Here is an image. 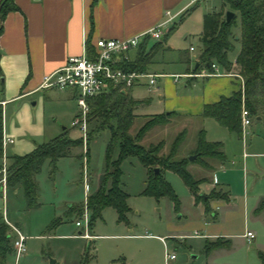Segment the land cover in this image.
I'll list each match as a JSON object with an SVG mask.
<instances>
[{
    "label": "rangeland",
    "instance_id": "1",
    "mask_svg": "<svg viewBox=\"0 0 264 264\" xmlns=\"http://www.w3.org/2000/svg\"><path fill=\"white\" fill-rule=\"evenodd\" d=\"M220 2L221 0H198L191 4L183 17L175 20V26L168 34L170 44L183 51L188 46L195 51L199 50L196 34L200 17L218 9ZM234 23L232 30L235 33L238 29L237 15ZM184 36L187 37L186 40L182 39ZM152 42L154 41H148L147 45ZM238 49V40L234 39L227 58L231 59ZM187 52L192 55L194 50ZM170 54L174 53H164V60ZM191 65H194V61ZM175 68L180 69V66H164V71H174ZM182 80L179 79L178 82L181 83ZM52 90L61 93L45 102L46 127L53 125L55 134H59L65 127L69 139L82 140L79 129L69 125L70 119L79 113L75 103V89L67 87ZM138 95L150 97V105L156 102V97L144 88L139 89ZM35 97L30 96L24 100L30 106L29 100ZM19 106V102L6 106V121L11 117L10 123L13 124L15 111L18 114L22 112ZM34 107L31 106L30 109L32 114L38 112V107ZM153 109L150 106L147 111ZM23 119L25 121L24 113ZM26 120L30 122L28 115ZM144 121V118L136 115L128 133L134 134ZM215 122L210 120L204 123L206 137L211 136L209 127L218 126ZM250 122V134L244 129L241 136L246 144L245 153L248 154L244 169L237 163H225L224 170L215 172L218 182L227 184L225 188L228 194V201L222 200L213 205L215 218L210 217V213L204 209L202 200L194 201L180 177L169 170L163 171L162 175L176 201L165 195L155 198L141 194L145 185V167L136 158L127 157L119 163V187L127 194L126 222L117 221L114 209L105 207L101 210L100 217L93 221L91 229H88L90 212L86 210L87 224L81 216L86 195L84 183L89 193L104 172L105 146L109 136L105 129L94 133L87 141V146L84 139L81 146H75L69 156L57 158L54 169L48 159L44 160L40 171L33 178L36 186L35 205L27 206L21 188H16L13 193L6 191L5 216L10 223L17 224L23 233L30 235L26 240L27 246L25 244L26 253L28 250L30 253V249H34L31 253L36 250L47 264H52L50 260L55 261L53 264L59 261L79 264L82 259L86 264H261L258 253H264V209L255 212L254 206L256 199L264 196V157L259 154L264 152V114L260 120L252 117ZM23 127H26V123ZM195 128L194 124L187 126L176 147L175 158L194 155ZM178 132L175 124L155 125L146 131L140 143L146 146L163 140L160 153L165 152ZM20 137L28 138L35 145L50 140L29 137L27 132ZM17 139L18 137H14L15 141ZM240 141L242 143L241 139ZM9 148L10 145L3 146L9 155H18L9 152ZM117 153L118 148L114 146L110 154L111 160L117 157ZM207 161L211 162L209 159ZM8 163L5 161L6 166ZM186 169L193 178L212 175V171L200 166L198 160L187 164ZM1 206L0 196V208ZM76 220L80 222V226L74 225ZM246 229L254 234L250 241L241 237ZM77 232L88 235H78ZM209 234L223 236L220 241L226 243L206 250V242L216 239V236L212 238ZM165 254H173L174 257L165 260ZM8 261L13 262V258L10 257Z\"/></svg>",
    "mask_w": 264,
    "mask_h": 264
},
{
    "label": "crops",
    "instance_id": "2",
    "mask_svg": "<svg viewBox=\"0 0 264 264\" xmlns=\"http://www.w3.org/2000/svg\"><path fill=\"white\" fill-rule=\"evenodd\" d=\"M196 1L198 0L194 2ZM12 3L17 9L8 11L4 15L0 32V101H3V105H1L2 136L8 138L4 146L10 145L9 152L21 155L34 148V142L31 143L28 138L20 137L25 132L29 137L49 139L58 134H55L53 125L47 127L45 125V102L50 101L51 98L61 92L52 90L55 88L38 89L42 76L62 66L68 56H77L83 51L87 52V50L91 52L93 42L98 38L124 39L148 30L166 19L165 12L167 11L172 15V18L160 28L159 39L150 38L148 40L161 43L160 48L152 55L145 68L146 72L161 74L156 78V86L148 87L145 80L142 79L139 83L123 90L138 101L133 109L135 116H140L145 120L153 114L167 113V120L163 126L175 124L179 132L182 131L184 135L187 126L194 124V126L196 125V132L199 129L203 130L205 141L221 143L223 161L219 164L216 162L209 163L212 166L210 169L212 175L211 177L206 175L198 177L205 179L197 185V189L200 194H206L211 189H219L226 192L227 199L225 201H228L225 188L227 184L219 183L215 172L224 170L225 163L230 165L237 163L244 169V161H246L248 154L245 153L246 144L241 136L244 129L250 134V124L242 129L239 135H236L217 123L218 126L209 127L211 136L206 137L207 130L204 123L215 120L200 115L202 106L217 101L221 96L227 97L239 90L241 77L238 74L237 66L234 64L236 54L231 59L228 58L231 63L228 70H224L215 64L218 74H211L214 71L212 68L207 70L200 66L195 69L197 66V49L195 51L191 46L186 47L184 51L177 49L168 40L170 32L164 36L170 26H175V20L193 3L188 4V0H12ZM221 3L222 0L220 5ZM219 9L220 6L218 9H213V11ZM223 10H226V6L223 7ZM235 14L233 13V15ZM201 17L198 33H194L197 36V48L200 46ZM237 37L238 29L234 33V39L237 40ZM186 38L184 36L182 39L186 40ZM189 47L192 49H189ZM187 51H192L193 54L189 55ZM168 52L174 54H170L164 60L163 54ZM136 53L137 46L125 52L119 62L134 60ZM193 61L194 65L192 66ZM164 66H180V69L175 68L174 71H164ZM174 75H177L175 80L173 79ZM179 79H183L181 83L178 82ZM141 88L156 97L154 105H150V97L138 95ZM34 95L36 97L29 100L30 106H28L24 99ZM15 102L20 103L19 108L22 112L18 114L15 111L12 124L10 123L12 119H9L11 117H8V121H6L4 116L7 110L6 106ZM31 106H35L34 109L38 107V112L32 114ZM150 106L154 108L153 111H147ZM11 114L10 112L9 116ZM27 115L30 122L26 120ZM262 115L258 114L251 116V118L254 117L255 120H260ZM72 119L73 117L70 120ZM24 123H26V127H23ZM70 123L71 121L69 125ZM71 127L77 128L75 126ZM64 128H62V131L65 130ZM14 137H18V139L15 141ZM74 148L75 146L71 147L70 153L63 157L69 156ZM2 151L4 160L10 162L7 158L9 154L4 149ZM259 154L260 157H264V152H259ZM97 183L89 193L94 191ZM16 188H21L20 183H17L13 188L6 189L5 186L4 205L7 201L6 191L13 193ZM261 198L255 201V212H257L256 209ZM222 200L224 199L208 200L210 217H216L213 205ZM14 225L22 232L17 224ZM246 231L252 232L246 229L241 233V237L250 241L254 238V234L252 232L253 237L247 238L244 235ZM79 233L77 232L78 235H80ZM23 234L26 237L25 244L27 246L26 240L30 238V235ZM217 235L209 234V237L214 238L216 236L215 238L219 239L223 237ZM35 236L33 235V237ZM33 250L30 249V253L29 250L28 253L25 251L16 264H47L36 250L35 253H31ZM10 257L11 255L6 257V262H9ZM57 264L65 263L59 261Z\"/></svg>",
    "mask_w": 264,
    "mask_h": 264
},
{
    "label": "trees",
    "instance_id": "3",
    "mask_svg": "<svg viewBox=\"0 0 264 264\" xmlns=\"http://www.w3.org/2000/svg\"><path fill=\"white\" fill-rule=\"evenodd\" d=\"M236 13L238 16V43L239 49L234 58V64L238 68L241 77V87L231 95L221 96L217 101L204 104L200 115L210 117L228 131L240 134V108L248 110L250 116L264 114V0H222L218 11L206 12L201 17V34L199 36V50L196 58L195 69L204 67L211 69V64H216L224 70H228L230 61L227 54L232 49L235 26V15L228 21H224V10ZM12 0H0V32L1 22L4 15L11 10H16ZM225 10V11H226ZM187 9L184 11V13ZM183 13V14H184ZM183 14L180 17H183ZM174 25L170 26L166 36ZM149 36H144L137 45V53L134 60L118 63L124 70L145 71L146 65L152 55L160 48L159 41L147 45ZM236 40V39H235ZM87 53L90 51L87 50ZM138 101L134 100L120 86H109L108 90L97 96L86 98L88 107L86 115V146L87 141L100 130L108 131V141L105 146V169L99 176L94 191L86 195V208L90 212L88 229H91L93 221L100 217V212L105 207H111L116 212L117 221L126 222L125 213L127 194L119 187L120 169L119 163L127 157H134L146 168L145 185L141 192L143 195L159 197L162 195L176 201L169 184L163 178V171L169 170L177 174L192 194L194 201L202 200L204 209L208 211V200L227 199L226 192L219 189H211L206 194L197 193V185L205 178H193L186 169V165L198 160L200 166L211 169L208 163L217 164L223 161V153L220 142H207L204 133L199 129L196 133V144L192 151L195 158L190 161L186 157L175 158V151L180 142L183 132L180 131L173 138L168 150L161 152L163 140L142 145V136L148 129L155 125L166 123L167 113L153 114L148 116L134 134L128 133L135 115L133 109ZM88 127V131H87ZM2 110L0 106V158L2 156ZM82 140H71L66 136L65 130L51 138L47 142L35 145L28 153L23 155H9V164L5 178V186L13 188L20 183L22 194L26 199L27 206L35 205L36 186L34 175L40 171L45 159L54 169L57 158L70 153V148L81 146ZM114 146L118 153L114 160L110 154ZM206 160H205V159ZM157 168V172H153ZM264 209V196L260 199L256 211ZM7 225L0 215V264H7L6 257L10 255L11 248L7 233ZM216 238L206 242V250L211 247L225 244ZM258 257L264 264V253L259 252ZM79 264H86L82 259Z\"/></svg>",
    "mask_w": 264,
    "mask_h": 264
},
{
    "label": "built area",
    "instance_id": "4",
    "mask_svg": "<svg viewBox=\"0 0 264 264\" xmlns=\"http://www.w3.org/2000/svg\"><path fill=\"white\" fill-rule=\"evenodd\" d=\"M195 0H188V4L193 3ZM166 19L154 25L153 27L145 30L140 34L124 38H98L93 42L92 51L87 53L83 51L77 56H68L62 66L53 70L49 74L42 76L38 89L46 88H74L76 97L75 103L79 109V113L73 117L70 125L79 129L82 134V141L86 138V115L88 107L86 104V98L97 96L106 92L109 86H120L122 89L129 88L130 86L139 83L144 79L148 87L156 86V78L161 74H155L146 71H132L124 70L117 64L122 58L121 56L129 49L136 47L144 36H149L153 39H159L160 28L164 26L171 18L172 15L169 12H165ZM189 49H192L189 47ZM211 68L214 70L211 74H218L216 72L215 64H211ZM177 75L173 76L175 80ZM3 105V101H0V106ZM240 127L242 129L250 124L251 116L248 110L243 106L240 108L239 113ZM8 141L7 137H1L2 150L5 143ZM3 152V151H2ZM0 196L2 199V206L0 208V215L2 221L7 225V233L9 238V244L11 248L10 255L13 258V262H7V264H16L18 259L25 252V235L19 230V228L10 223L5 216L4 208V193H5V178L7 172V166L5 164L4 156L0 158ZM84 193L87 195L86 184L84 183ZM85 195V201H86ZM86 204L84 205L82 215L84 223L87 224V212ZM75 226H80V222L76 220ZM82 236H87L85 232ZM195 236L197 234H194ZM247 238L253 237L252 232L246 231L244 234ZM173 254H165L164 259H172Z\"/></svg>",
    "mask_w": 264,
    "mask_h": 264
},
{
    "label": "water",
    "instance_id": "5",
    "mask_svg": "<svg viewBox=\"0 0 264 264\" xmlns=\"http://www.w3.org/2000/svg\"><path fill=\"white\" fill-rule=\"evenodd\" d=\"M232 17H233V13L231 11H229V10L224 11V21L225 22H228ZM194 157H195V155H190V156H188L187 159L191 160ZM157 171H158L157 168H153V172H157ZM52 262H53V260H50V263H52Z\"/></svg>",
    "mask_w": 264,
    "mask_h": 264
}]
</instances>
